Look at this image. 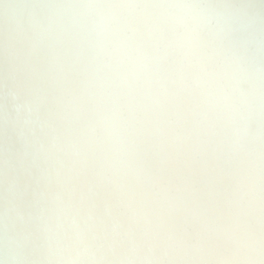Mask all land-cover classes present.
I'll use <instances>...</instances> for the list:
<instances>
[{"label":"clouds","instance_id":"1","mask_svg":"<svg viewBox=\"0 0 264 264\" xmlns=\"http://www.w3.org/2000/svg\"><path fill=\"white\" fill-rule=\"evenodd\" d=\"M0 264H264V0H0Z\"/></svg>","mask_w":264,"mask_h":264}]
</instances>
